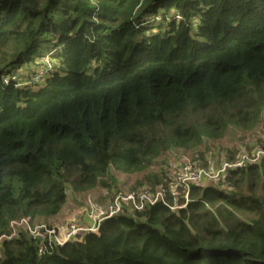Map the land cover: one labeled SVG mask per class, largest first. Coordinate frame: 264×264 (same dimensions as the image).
I'll return each instance as SVG.
<instances>
[{"label": "trees", "instance_id": "obj_1", "mask_svg": "<svg viewBox=\"0 0 264 264\" xmlns=\"http://www.w3.org/2000/svg\"><path fill=\"white\" fill-rule=\"evenodd\" d=\"M51 44L52 70L30 82ZM263 115L264 0H0V235ZM225 184L193 185L176 213L125 210L42 255L20 233L0 264H264V158Z\"/></svg>", "mask_w": 264, "mask_h": 264}, {"label": "built area", "instance_id": "obj_2", "mask_svg": "<svg viewBox=\"0 0 264 264\" xmlns=\"http://www.w3.org/2000/svg\"><path fill=\"white\" fill-rule=\"evenodd\" d=\"M53 53L49 52L40 57L39 69L30 82H41L53 68ZM17 77L11 78L15 80ZM3 82L7 85L8 79ZM29 82H18L15 87L28 85ZM264 158V146L253 151L239 153L235 160L222 162L215 170L198 168L189 161L169 168L164 174V183L155 189L149 187L135 190H114L107 201L97 203L91 197L86 199L85 206L63 225L31 221L20 218L9 223L8 233L0 235V245L19 237L20 233L27 234L37 244L39 255L44 254L51 246H62L66 243L81 242L88 234H97L100 225L107 219L113 218L125 210L140 212L147 207L157 204L167 207L172 213L185 209L189 202V191L193 185L202 181L225 187V176L229 171L241 169L247 165H255Z\"/></svg>", "mask_w": 264, "mask_h": 264}, {"label": "rangeland", "instance_id": "obj_3", "mask_svg": "<svg viewBox=\"0 0 264 264\" xmlns=\"http://www.w3.org/2000/svg\"><path fill=\"white\" fill-rule=\"evenodd\" d=\"M53 48V44L49 45L48 48L43 52V54H48L51 50H53ZM7 51L8 50H6L5 52ZM39 59L37 60V63ZM15 72L16 75L22 73L20 70H16ZM263 146L264 115L260 118L256 127L251 131H240L238 129L231 128L224 134L223 137L219 139L204 140L198 147L192 150L170 149L164 152L155 160L152 166L143 173L134 175H122L119 173H115L114 178L116 179V183L111 184L110 189L98 187L83 194H70L68 196L65 208L63 209V211H61L63 217H68L64 223H67V221L72 219L74 215L77 216V212L85 206L86 199L88 197H91L97 203L103 204L105 203V196H103V194L109 193V191L113 189L116 190L117 188H119L121 190H135L143 187L150 188V185H147V183L144 182V179L148 174L158 175V177L161 178L162 185L166 186L167 183H164L162 180V178H164L165 172L169 168L179 165L183 162L189 161L196 167L200 166L202 168H205L206 170H215L222 162L235 160V157L239 153L243 151L250 152L257 147ZM200 184L205 186H216L215 184L207 180L202 181Z\"/></svg>", "mask_w": 264, "mask_h": 264}, {"label": "crops", "instance_id": "obj_4", "mask_svg": "<svg viewBox=\"0 0 264 264\" xmlns=\"http://www.w3.org/2000/svg\"><path fill=\"white\" fill-rule=\"evenodd\" d=\"M198 168H202V167H200V166H197ZM213 170V169H212ZM200 185H202V184H200ZM122 190H128V189H122ZM110 192L111 191H109V193H105V194H103V196H105V202L107 201V199H108V197H109V195H110ZM62 216V214L60 213L58 216H56V218L54 217V219H52V220H50V221H48V222H50V223H52V224H58V225H63L64 224V222L67 220V216L66 217H61Z\"/></svg>", "mask_w": 264, "mask_h": 264}]
</instances>
